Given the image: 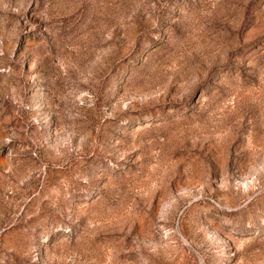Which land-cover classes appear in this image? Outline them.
Returning a JSON list of instances; mask_svg holds the SVG:
<instances>
[{
  "label": "rangeland",
  "instance_id": "rangeland-1",
  "mask_svg": "<svg viewBox=\"0 0 264 264\" xmlns=\"http://www.w3.org/2000/svg\"><path fill=\"white\" fill-rule=\"evenodd\" d=\"M0 264H264V0H0Z\"/></svg>",
  "mask_w": 264,
  "mask_h": 264
}]
</instances>
